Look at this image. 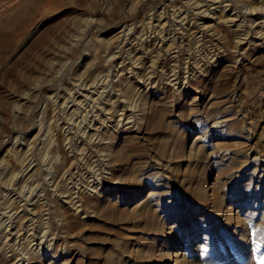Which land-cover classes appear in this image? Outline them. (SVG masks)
Returning <instances> with one entry per match:
<instances>
[{
    "label": "rangeland",
    "instance_id": "1",
    "mask_svg": "<svg viewBox=\"0 0 264 264\" xmlns=\"http://www.w3.org/2000/svg\"><path fill=\"white\" fill-rule=\"evenodd\" d=\"M0 34V264H264V0H0Z\"/></svg>",
    "mask_w": 264,
    "mask_h": 264
},
{
    "label": "bare ground",
    "instance_id": "2",
    "mask_svg": "<svg viewBox=\"0 0 264 264\" xmlns=\"http://www.w3.org/2000/svg\"><path fill=\"white\" fill-rule=\"evenodd\" d=\"M34 7V6H33ZM32 8V6H30V9ZM202 7L201 6H197V8L196 9H201ZM204 8V7H203ZM33 9V8H32ZM35 9V8H34ZM28 11V13H31V12H29L30 10H26V12ZM25 12V11H24ZM27 14V13H26ZM26 14H25V16H26ZM32 14V13H31ZM199 14V13H198ZM202 14H204V11H202V12H200V15L202 16ZM30 15V14H29ZM28 14H27V16H29ZM21 16H24V14H20V16H17V17H21ZM26 16V17H27ZM37 16V15H36ZM25 17V18H26ZM38 17V16H37ZM158 18V17H157ZM21 20H23V19H21ZM20 19L18 20V21H16V23L14 22L15 21V19L14 20H12L13 22H8L6 25H5V27H11V25H14V24H16V28L17 29H22L23 28V25L21 24V23H24L23 21H21ZM24 20H26V19H24ZM28 22V21H27ZM32 23V22H31ZM26 24H28V23H26ZM25 24V25H26ZM30 24V23H29ZM24 25V26H25ZM28 26V25H27ZM6 28V29H7ZM12 30V29H11ZM23 30H25V29H23ZM27 30V29H26ZM9 31V30H8ZM24 32V31H23ZM3 34V33H2ZM13 34V33H12ZM9 37H11V35L9 34V36H7V35H1L0 34V41L1 42H3V43H5L6 41H7V39L9 38ZM94 84V83H93ZM35 202H37V201H35ZM12 235V234H11Z\"/></svg>",
    "mask_w": 264,
    "mask_h": 264
}]
</instances>
